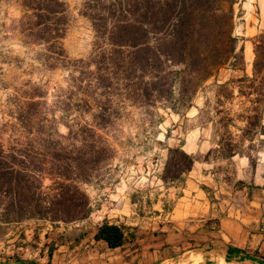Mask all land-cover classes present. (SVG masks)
<instances>
[{
  "label": "trees",
  "instance_id": "1",
  "mask_svg": "<svg viewBox=\"0 0 264 264\" xmlns=\"http://www.w3.org/2000/svg\"><path fill=\"white\" fill-rule=\"evenodd\" d=\"M20 1V33L30 44L44 46L48 66L68 63L62 45L68 23L66 0ZM237 3L83 0L81 14L91 22L95 34L94 53L89 62L76 61L74 72L80 76L71 78L75 85L85 83L88 90L94 86L102 90L110 96L111 107L113 97H121L147 106L166 103L177 112L176 104L188 105L204 83L215 79L210 89L217 104L218 119L213 121L217 147L203 157L188 154L182 145L169 148L161 176L166 185L181 184L200 160L213 164L241 156L256 166L253 153L264 143V32L253 39L251 75L219 80L222 69L245 70L239 39L234 35ZM236 98L243 99V109L233 113L227 105ZM104 106L96 107V125L80 130L68 126L67 135L49 131L44 125L47 139L42 154L37 153L33 141L21 148L0 143V225L32 220L79 222L91 215V200L82 185L92 178L93 162L102 164L110 152L102 144V129L112 116ZM30 130L28 134L34 135V128ZM88 135L96 139L94 144L85 141L84 147L77 149L79 138ZM128 238L124 227L107 222L94 235L95 241L109 249L121 248Z\"/></svg>",
  "mask_w": 264,
  "mask_h": 264
},
{
  "label": "rangeland",
  "instance_id": "2",
  "mask_svg": "<svg viewBox=\"0 0 264 264\" xmlns=\"http://www.w3.org/2000/svg\"><path fill=\"white\" fill-rule=\"evenodd\" d=\"M66 2L68 23L62 45L68 63L52 68L44 63V46L30 44L20 33L21 1L0 0V143L21 148L33 141L42 154L47 139L44 125L62 135L68 134V126L75 130L94 126L98 123L96 107L103 104L112 115L101 132L102 144L110 152L102 164L93 162L92 178L82 185L91 200V215L79 222L32 220L0 225V264H108V251L113 250L94 239L97 228L106 222L124 227L134 239L175 231L168 214L182 193L176 189L178 185H166L161 179L168 149L197 140H210L212 149L217 147L213 127L218 119L217 104L210 89L214 78L203 84L188 105L173 101L177 112L166 103L147 106L121 97H113L111 107L110 96L102 90L95 86L88 90L85 83L75 85L72 75L80 76L74 72L76 61L91 60L95 34L91 22L81 14L83 0ZM234 22L245 70L222 69L220 82L251 75L253 39L264 32V0H238ZM242 101L236 98L227 107L233 113L241 112ZM31 127L34 135L28 134ZM232 132L239 135L236 129ZM95 140L89 135L81 137L76 147L82 149L85 141L93 145ZM263 151L264 143L253 157L258 159ZM213 162L211 171L220 182L236 180L232 162ZM194 220L190 226L195 228L200 223Z\"/></svg>",
  "mask_w": 264,
  "mask_h": 264
},
{
  "label": "crops",
  "instance_id": "3",
  "mask_svg": "<svg viewBox=\"0 0 264 264\" xmlns=\"http://www.w3.org/2000/svg\"><path fill=\"white\" fill-rule=\"evenodd\" d=\"M212 147L197 140L183 149L205 155ZM258 157L255 167L234 157L233 182H220L213 164L197 161L176 188L182 196L168 214L175 231L128 238L108 251V264H264V151Z\"/></svg>",
  "mask_w": 264,
  "mask_h": 264
}]
</instances>
